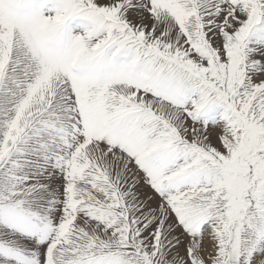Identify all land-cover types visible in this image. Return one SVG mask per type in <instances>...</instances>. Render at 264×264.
Listing matches in <instances>:
<instances>
[{"label":"snow or ice","instance_id":"1","mask_svg":"<svg viewBox=\"0 0 264 264\" xmlns=\"http://www.w3.org/2000/svg\"><path fill=\"white\" fill-rule=\"evenodd\" d=\"M0 264H264V0H0Z\"/></svg>","mask_w":264,"mask_h":264}]
</instances>
